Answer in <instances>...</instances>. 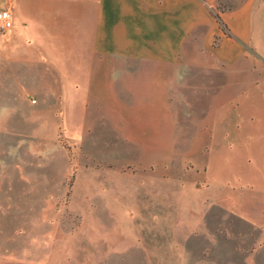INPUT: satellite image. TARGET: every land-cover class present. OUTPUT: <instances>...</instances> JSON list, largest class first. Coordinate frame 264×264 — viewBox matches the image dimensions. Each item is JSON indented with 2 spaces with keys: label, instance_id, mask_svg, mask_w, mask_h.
<instances>
[{
  "label": "rangeland",
  "instance_id": "374dc122",
  "mask_svg": "<svg viewBox=\"0 0 264 264\" xmlns=\"http://www.w3.org/2000/svg\"><path fill=\"white\" fill-rule=\"evenodd\" d=\"M263 77L229 84L199 144L167 142L172 128L131 143L121 119L88 131L45 111L52 130L37 126L22 83L21 126L0 129V264H264ZM143 170L163 207L147 208Z\"/></svg>",
  "mask_w": 264,
  "mask_h": 264
},
{
  "label": "crops",
  "instance_id": "0c3cea01",
  "mask_svg": "<svg viewBox=\"0 0 264 264\" xmlns=\"http://www.w3.org/2000/svg\"><path fill=\"white\" fill-rule=\"evenodd\" d=\"M1 9L12 26L0 33V129L20 128L23 83L38 98L27 120L37 126L52 130L45 111L88 131L121 119L131 143L164 144L172 128L167 142L199 144L212 139L229 84L258 85L264 73L260 0H0ZM142 173L147 208L163 207L159 177Z\"/></svg>",
  "mask_w": 264,
  "mask_h": 264
},
{
  "label": "built area",
  "instance_id": "2783aa9c",
  "mask_svg": "<svg viewBox=\"0 0 264 264\" xmlns=\"http://www.w3.org/2000/svg\"><path fill=\"white\" fill-rule=\"evenodd\" d=\"M12 26V21L8 10H0V32L8 30Z\"/></svg>",
  "mask_w": 264,
  "mask_h": 264
}]
</instances>
